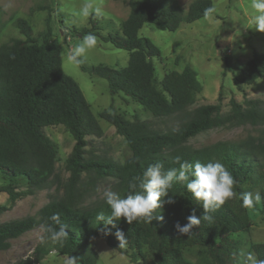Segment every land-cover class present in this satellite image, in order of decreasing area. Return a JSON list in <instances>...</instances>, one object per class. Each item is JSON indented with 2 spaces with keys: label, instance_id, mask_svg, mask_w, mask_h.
I'll list each match as a JSON object with an SVG mask.
<instances>
[{
  "label": "trees",
  "instance_id": "obj_1",
  "mask_svg": "<svg viewBox=\"0 0 264 264\" xmlns=\"http://www.w3.org/2000/svg\"><path fill=\"white\" fill-rule=\"evenodd\" d=\"M129 6V16L122 22L120 32L102 36L97 14L89 17L90 28L74 31L80 36L94 34L127 51V66L88 67L81 59L77 60L83 71L108 82L111 96L121 93L155 118L178 117L180 127L161 133L148 123H131L115 110L103 111L99 117L123 136L130 154L123 164L109 159H87L84 150L87 137H101L103 129L77 82L63 70L60 45L50 41L53 36L50 17L46 19V31L40 41L33 36L26 20L17 19L15 26L24 39H13L0 46V176L5 180L0 192L6 193L14 203L23 195L48 187L56 179L58 149L46 135V127L64 126L75 144L66 162L70 177L63 197L41 208L37 217L0 225V251L11 247V240L59 215L56 227L65 226L68 237L55 242L43 231L44 241L37 247L35 257L14 264H40L50 252L74 256L78 264H97L99 256L90 246L89 238L105 241L112 249L128 255L133 264H192L184 257V251L191 247L205 249V264H245L249 253L257 261H264V243L252 244L245 250L239 241L232 239L251 229L253 216L264 217V129L259 136L240 142H217L200 149L187 145L191 138L228 124L264 127V103L245 100L240 104L232 100L231 112L222 114L220 95L217 104L189 111L202 92L197 72L186 65L181 72L167 73L159 82L153 60L161 57V51L150 39L140 36L146 24L176 32L182 25L205 17V10L213 8V1L195 0L187 11L178 0H129ZM224 61L229 63L227 57ZM260 78H264V54L255 51L248 62L236 69L234 81L252 85ZM176 156L193 163L218 161L232 174L235 196L211 213L214 217L211 224L204 222L194 227L188 236L176 232L177 222L184 225L188 216L195 214L202 218L204 214L202 204L179 183L169 193L175 203L165 202L152 222L140 220L128 224L121 219L114 221V226H105L96 220L99 212L111 216L105 199L82 207L87 188L93 184V180L82 184L83 174H94L95 179L114 178L116 184L112 190L127 198L131 191L129 183L142 177L149 165L159 162L164 170L179 167L173 162ZM21 184L28 190L18 193ZM136 191H140L139 187ZM248 192H259L262 199L245 208L241 194ZM5 210L6 207H0V213ZM117 231H122L126 238L122 247Z\"/></svg>",
  "mask_w": 264,
  "mask_h": 264
},
{
  "label": "rangeland",
  "instance_id": "obj_2",
  "mask_svg": "<svg viewBox=\"0 0 264 264\" xmlns=\"http://www.w3.org/2000/svg\"><path fill=\"white\" fill-rule=\"evenodd\" d=\"M193 1L178 0L185 11ZM212 1L215 11L211 15L184 24L176 32L159 30L150 24L141 29L140 36L150 39L161 51V57L153 60L158 81L167 73L181 72L186 65H190L197 72L202 92L197 96L195 104L188 108L189 111L217 104L220 95L222 114L231 112L232 100L240 104H244L245 100H261L264 103V78L256 80L252 85L237 84L234 81L236 69L248 62L255 51L264 54V33L257 31L250 23V0ZM85 4L91 5L87 15L83 13ZM129 13V0H0V46L13 39H24L15 26L19 18L26 20L33 29V36L40 41L46 31V19L50 17L53 30L50 41L60 45L63 70L77 82L103 129L101 137H87L88 144L84 148L87 159H109L123 164L130 154L123 136L99 117L103 111L115 110L129 122L148 123L154 131L161 133L178 129L181 125L178 117H153L143 106L121 93L111 96L105 79L83 71L78 60L68 59V53L84 38L74 31L90 28L91 15L99 16L101 35L107 36L120 32L121 24ZM226 57L228 64L224 61ZM79 59L88 67L103 65L120 69L127 66L129 53L97 37L96 46ZM263 129L251 124H228L191 138L187 145L200 149L217 142H240L259 136ZM44 131L58 149L57 177L48 187L23 195L14 203L10 202L6 193L0 192V207H6L0 213V225L37 217L41 208L64 195V186L70 177L66 162L75 141L62 125L48 126ZM91 180L93 184L87 188L82 207L103 200V192L112 190L116 184L114 178L95 179L94 174H83L81 183L88 184ZM4 184L5 180L0 176V186ZM27 190L28 187L21 184L16 191L23 193ZM232 239L239 241L245 250L252 244L264 243V217L253 216L251 229L234 235ZM43 241L41 227L24 233L11 240L8 250L0 251V264H14L26 257H35L36 249ZM89 244L98 253L97 264H133L128 255L112 249L101 239L89 238ZM204 251L201 247L187 248L184 257L192 264H205ZM67 258L50 252L40 264H65Z\"/></svg>",
  "mask_w": 264,
  "mask_h": 264
},
{
  "label": "clouds",
  "instance_id": "obj_3",
  "mask_svg": "<svg viewBox=\"0 0 264 264\" xmlns=\"http://www.w3.org/2000/svg\"><path fill=\"white\" fill-rule=\"evenodd\" d=\"M90 4L83 6L84 15L88 14ZM251 17L250 23L254 28L264 33V0H250ZM99 11V9H97ZM214 8L205 10V16L211 15ZM97 44V37L94 34H87L80 41L73 51L68 53L69 60H77L85 56L86 53ZM179 167H172L164 170L162 163L149 165L142 173V177L134 178L128 187L131 190L127 198L113 190H105L103 196L106 204L111 210V216L106 217L104 212L96 215V220L102 224L113 225L114 221L125 220L128 224L134 221L147 220L152 222L156 216L157 210L161 209L163 204H174L175 199L169 197L170 189L177 183L186 187L192 194L196 202L202 204L204 214L198 218L195 214L187 217V223L181 225L175 224L176 232L180 236H188L192 233L194 227H200L202 223L211 224L214 217L211 213L216 211L226 200L235 196L233 191L234 178L221 162L201 163L199 161L189 162L176 156L173 160ZM138 181V184L135 182ZM139 187L140 191H136ZM164 198H167L165 201ZM242 206L251 207L254 203H259L262 199L259 192L241 194ZM163 220V216L159 217ZM49 222L42 225L43 231L47 233V238L55 242H63L68 237L65 226L56 227L59 223V215H53L48 218ZM116 237L120 241V247L126 243L125 235L122 231L116 232ZM27 259V257L25 258ZM65 264H78V259L74 256L68 257ZM245 264H264V261H257L253 254L249 253Z\"/></svg>",
  "mask_w": 264,
  "mask_h": 264
}]
</instances>
